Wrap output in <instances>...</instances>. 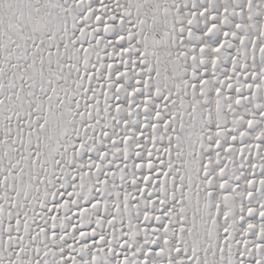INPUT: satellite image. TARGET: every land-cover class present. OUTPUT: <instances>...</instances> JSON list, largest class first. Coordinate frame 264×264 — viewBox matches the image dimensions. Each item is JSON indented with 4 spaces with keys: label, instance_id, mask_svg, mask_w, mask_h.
Listing matches in <instances>:
<instances>
[{
    "label": "snow or ice",
    "instance_id": "obj_1",
    "mask_svg": "<svg viewBox=\"0 0 264 264\" xmlns=\"http://www.w3.org/2000/svg\"><path fill=\"white\" fill-rule=\"evenodd\" d=\"M0 264H264V0H0Z\"/></svg>",
    "mask_w": 264,
    "mask_h": 264
}]
</instances>
